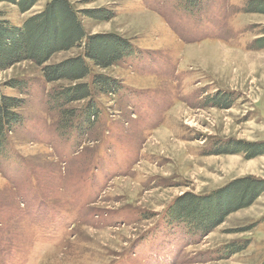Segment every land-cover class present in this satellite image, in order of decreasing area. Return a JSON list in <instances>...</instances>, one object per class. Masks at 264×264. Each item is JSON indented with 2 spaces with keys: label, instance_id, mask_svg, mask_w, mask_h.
<instances>
[{
  "label": "rangeland",
  "instance_id": "obj_1",
  "mask_svg": "<svg viewBox=\"0 0 264 264\" xmlns=\"http://www.w3.org/2000/svg\"><path fill=\"white\" fill-rule=\"evenodd\" d=\"M49 1L25 13L0 2V13L20 25ZM70 1L113 12L83 16L87 33H118L136 53L95 70L119 90L95 95L98 120L84 133L90 99L54 101L68 81L48 82L33 61L0 70V89L25 100L0 154V264H264V192L205 235L170 215L182 193L264 179V154L214 152L264 142V14L247 12L249 0ZM215 93L234 104L208 105ZM64 108L76 112L69 123Z\"/></svg>",
  "mask_w": 264,
  "mask_h": 264
},
{
  "label": "trees",
  "instance_id": "obj_2",
  "mask_svg": "<svg viewBox=\"0 0 264 264\" xmlns=\"http://www.w3.org/2000/svg\"><path fill=\"white\" fill-rule=\"evenodd\" d=\"M40 0H0L14 4L20 13L30 11ZM190 6L198 5L202 0H181ZM245 10L250 13L264 14V0H249ZM81 13L83 15L81 16ZM0 13V70L22 63L33 61L42 66V73L48 82L65 80L70 83L54 96L60 106L71 102L87 101L84 110L85 127H93L98 120V104L94 102L97 93H113L119 90L118 83L109 76L96 73V69L109 68L117 63L132 58L136 53L135 46L118 33L100 32L90 35L83 25V16L97 20H110L114 13L100 9L77 10L70 0H51L37 13L29 16L20 25L5 19ZM257 48H264V36L255 41ZM81 47L83 52L70 58L49 63L54 54L67 52ZM92 79L90 80V78ZM11 87L20 88L16 80L9 81ZM207 104L229 108L234 100L229 93H215L206 99ZM25 100L14 95H7L0 89V154L7 151L10 145L9 133L17 124L23 122L20 110ZM63 120L69 123L76 112L64 108ZM87 126V127H86ZM216 154L245 153L248 158L264 154V142L251 143L231 139L219 143L214 149ZM264 192V179L251 175L238 178L223 188L213 190L211 194L197 195L191 192L182 196L170 208V215L177 221L185 223L195 232L204 235L221 225L233 212L252 205ZM244 248L231 250L239 252Z\"/></svg>",
  "mask_w": 264,
  "mask_h": 264
}]
</instances>
